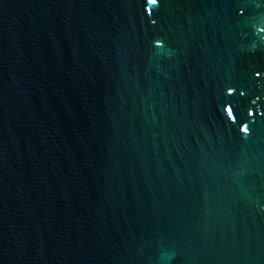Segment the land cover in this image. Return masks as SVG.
I'll return each mask as SVG.
<instances>
[{"label":"water","instance_id":"95a60500","mask_svg":"<svg viewBox=\"0 0 264 264\" xmlns=\"http://www.w3.org/2000/svg\"><path fill=\"white\" fill-rule=\"evenodd\" d=\"M0 264H264V0H0Z\"/></svg>","mask_w":264,"mask_h":264},{"label":"snow or ice","instance_id":"6c2138e0","mask_svg":"<svg viewBox=\"0 0 264 264\" xmlns=\"http://www.w3.org/2000/svg\"><path fill=\"white\" fill-rule=\"evenodd\" d=\"M150 3L155 4L157 3V0H149Z\"/></svg>","mask_w":264,"mask_h":264}]
</instances>
